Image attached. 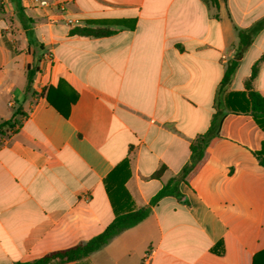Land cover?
I'll use <instances>...</instances> for the list:
<instances>
[{"label":"crops","instance_id":"1","mask_svg":"<svg viewBox=\"0 0 264 264\" xmlns=\"http://www.w3.org/2000/svg\"><path fill=\"white\" fill-rule=\"evenodd\" d=\"M48 1L56 8L1 0L0 124L17 125L0 134V264L102 233L115 218L105 179L124 161L133 206H150L149 216L68 264H264V131L251 115L228 113L180 196L151 205L190 162L218 96L243 91L264 56V23L253 30L264 0L220 9L202 0ZM99 26L114 32L72 33ZM240 31L248 44L238 58ZM252 86L264 97V60Z\"/></svg>","mask_w":264,"mask_h":264},{"label":"trees","instance_id":"2","mask_svg":"<svg viewBox=\"0 0 264 264\" xmlns=\"http://www.w3.org/2000/svg\"><path fill=\"white\" fill-rule=\"evenodd\" d=\"M209 7L220 9L221 3L226 0H202ZM4 8L0 0V11ZM264 23L260 21L253 27V30ZM252 30V29H251ZM114 31L108 27H83L76 28L72 31L73 34L84 36H107L111 35ZM241 48L238 58L241 56L242 50L248 44L244 42L245 31H240ZM264 60V56L260 61ZM259 62H257L251 72L250 78L245 83L243 91L231 92L227 95L225 100H221L218 96L215 102V113L210 122V127L206 133L198 136L190 146L191 158L190 162L186 164L179 174L171 178L155 195L151 201V205L157 203L159 200L166 196L178 195L179 184L189 183L190 178L199 170L207 157V150L213 148L220 140V129L223 119L228 113H243L249 114L253 117L256 124L264 131V97L253 89L252 83L259 73ZM238 61H232L224 75L221 83V92L224 87L230 82L234 75ZM36 69L28 68V88L30 89L34 73ZM17 125L16 120L11 119L0 124V134L4 133L5 128H14ZM259 155V154H258ZM257 155V156H258ZM165 167H161L155 174V177H160L164 172ZM130 176L129 163L124 161L121 165L117 166L105 179V187L111 205L113 207L115 218L111 224L99 235L93 237L85 243H80L71 248L51 252L35 261L31 262H17L15 264H68L87 257L90 253L100 249L105 245L113 236L117 235L126 228L133 227L143 220H145L151 211L150 206L135 209L133 206L131 196L125 187Z\"/></svg>","mask_w":264,"mask_h":264},{"label":"built area","instance_id":"3","mask_svg":"<svg viewBox=\"0 0 264 264\" xmlns=\"http://www.w3.org/2000/svg\"><path fill=\"white\" fill-rule=\"evenodd\" d=\"M28 3L34 4L37 7L46 9V8H56V4L51 3L48 0H26ZM61 10H64V8H61ZM72 22V21H71Z\"/></svg>","mask_w":264,"mask_h":264}]
</instances>
